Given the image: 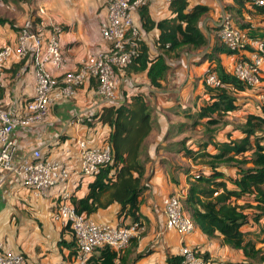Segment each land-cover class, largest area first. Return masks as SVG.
Listing matches in <instances>:
<instances>
[{
  "label": "crops",
  "instance_id": "crops-1",
  "mask_svg": "<svg viewBox=\"0 0 264 264\" xmlns=\"http://www.w3.org/2000/svg\"><path fill=\"white\" fill-rule=\"evenodd\" d=\"M2 1V0H1ZM102 0H4L1 4L0 46L13 44L19 26L26 19H32L36 26L48 27L50 23L59 24L63 31L59 36V46L64 66L60 69L47 66L53 75L65 70L76 69L80 60L97 49H106L107 44L99 36V23L105 16ZM188 7L206 4L210 11L200 17L199 29L208 39V44L200 50L181 48L178 57L165 59L169 65L160 86L149 85L145 71L119 72L118 97L129 103L136 93L143 96L149 106L152 104L150 130L145 138V148H141L140 159H145L146 193L141 197L139 212L145 217L135 247L128 246L126 264H169L168 258L176 257L182 244L195 247L209 264H228L242 261L239 250L222 243L215 234L206 237L197 228L188 234L180 235L172 229H165L162 213V198L170 193L185 196V176L181 167L188 166L190 160L177 152L178 134L189 123L190 111L205 98L202 80L207 62L202 58L208 52L216 36L215 27L219 16L224 13L223 6L231 0H187ZM151 21L169 18L172 14L166 0H144ZM138 7V6H137ZM131 11L132 21L139 31V37L147 47L149 58L157 55L155 41L158 30L155 27L144 30L138 8ZM39 22H38V21ZM37 21V22H36ZM39 24V25H38ZM243 53V52H242ZM220 60L228 68L234 55H221ZM21 68L17 82L12 75ZM33 93V72L29 59L12 61L2 70L0 87V106L6 108L12 100ZM201 100V101H199ZM245 107L248 99H243ZM97 94L96 84L86 80L75 88L71 96L60 94L54 97L46 118L33 126L15 130L12 137L16 142L14 160L39 149L42 156L60 165L77 169L78 139L87 140L90 145L105 142L110 128L106 124L85 118L98 113L107 106ZM150 107V106H149ZM188 127V126H187ZM233 135V134H232ZM219 138V136H218ZM185 141L187 140L184 137ZM171 142V143H170ZM176 142V143H175ZM186 143V142H185ZM178 156V157H174ZM174 160H182L174 163ZM191 167H194L190 164ZM89 176L71 175L66 188L75 197H82L87 191ZM59 187L51 189L45 196H37L21 187L13 177L0 185V243L7 249L21 253L27 264H71L72 237L70 231L52 220L50 211ZM119 205L112 202L99 208L90 217L99 223L127 224L128 218L116 217ZM130 243V242H129ZM140 254V257H136Z\"/></svg>",
  "mask_w": 264,
  "mask_h": 264
},
{
  "label": "trees",
  "instance_id": "trees-1",
  "mask_svg": "<svg viewBox=\"0 0 264 264\" xmlns=\"http://www.w3.org/2000/svg\"><path fill=\"white\" fill-rule=\"evenodd\" d=\"M137 8L142 28L147 30L155 27L159 32L155 41L158 53L149 58L148 49L138 33L137 55L129 64L116 68L115 72L119 75L120 71L123 74L145 71L149 85L159 87V80L169 67L165 62L167 57H178L183 47L200 50L207 46L208 39L199 29L198 21L210 11V7L200 3L188 7L187 0H170L168 8L172 15L158 21L149 19L145 3L142 2ZM223 10L233 26L264 41V28H251L254 25L242 23V19H264L260 7L253 5L250 0H231L230 4L223 6ZM5 21L0 18V24ZM220 54L234 55V60H237L242 52L228 50L219 43L217 36H213L209 51L202 56L207 62L206 70L214 72L221 85L209 87L202 80L205 98L194 111L187 114V125L193 129L203 123L204 137L194 147H187L184 138L177 143V152L190 161H198L199 165L195 162L193 166L197 168L190 165L181 167L186 184L185 196L181 199L182 207L194 228L206 237L217 234L223 244L240 251L242 261L228 264H264V251L246 238L243 231V226L250 220L258 222L264 217V102L257 111L246 113L239 129H232L237 130L238 135L233 136L230 131L218 138V130L214 127L223 123L222 118L227 113L243 108V99L246 98L238 97L237 94L249 90L255 91V96L262 95L264 98V84L253 88L243 85L232 75L234 62L225 68ZM88 80L96 84L93 78ZM149 116V106L139 93L131 96L129 103L122 101L107 105L92 116L110 128L105 142L110 146L112 159L110 164L89 176L92 180L87 184L84 196L70 194L69 202L77 214L90 217L99 208L116 202L119 205L116 217L128 218L129 223H137L140 227L146 221L139 212L142 193L147 189L140 154L142 141L150 130ZM65 228L70 231L67 225ZM71 237L74 255L76 249L72 233ZM136 240L137 237L130 239V247H135ZM127 254V249L115 251L103 246L90 255L86 264H126ZM140 256L136 255L137 258ZM201 256L206 258L204 254ZM167 262L179 264V256L168 258Z\"/></svg>",
  "mask_w": 264,
  "mask_h": 264
},
{
  "label": "built area",
  "instance_id": "built-area-1",
  "mask_svg": "<svg viewBox=\"0 0 264 264\" xmlns=\"http://www.w3.org/2000/svg\"><path fill=\"white\" fill-rule=\"evenodd\" d=\"M1 1V0H0ZM105 16L99 23V36L107 44L106 49H97L80 60L77 68L53 75L47 66L60 69L64 66L59 46L63 28L50 23L38 27L32 19H26L19 26L13 44L0 46V87L2 70L12 61L29 59L33 72V93L12 100L10 106H0V185L13 177L23 188L37 196H45L59 187L50 216L62 226H68L75 243V254L71 264H86L90 255L103 246L115 251L124 250L131 238L138 237L141 227L137 223H99L91 217L77 214L69 202L70 191L66 184L73 173L92 176L111 162L110 146L106 142L90 145L87 140L75 141L78 148L77 169L60 165L46 159L39 149L14 160L16 142L12 137L15 130H21L42 122L54 97L60 94L71 96L75 88L89 78L96 81V91L108 105L122 101L118 97L119 75L115 69L129 64L137 55L136 38L138 28L132 21L131 11L144 0H102ZM170 0H166V2ZM264 13V0H250ZM219 43L231 51L243 52L232 65V75L243 85L253 88L264 84V41L248 35L232 25L229 16L222 13L216 23ZM19 68L12 75L17 82L21 75ZM203 82L209 87L221 85L214 72L205 71ZM93 121L92 116L85 118ZM182 196L170 193L162 198V213L165 229H172L180 235L194 230L190 217L184 213ZM179 264H207L198 251L186 244L178 249ZM0 264H27L19 252L7 249L0 243Z\"/></svg>",
  "mask_w": 264,
  "mask_h": 264
},
{
  "label": "rangeland",
  "instance_id": "rangeland-1",
  "mask_svg": "<svg viewBox=\"0 0 264 264\" xmlns=\"http://www.w3.org/2000/svg\"><path fill=\"white\" fill-rule=\"evenodd\" d=\"M1 4H4V0L0 1V8L2 6ZM0 13H2V12H0ZM242 21H243L242 23L254 25L252 27L250 26L251 28H258V29L264 28V19L263 18L253 20V21H248L247 19H242ZM254 89H259V88H254ZM254 93H255V91L253 92V91L246 90L242 94H237L238 97H243V98L248 99V102L246 103L245 107L242 108L241 110L227 113L222 118L223 123L214 126L218 130L217 136H219V138H222L225 133L230 132V131L232 132L233 136L238 135L239 132L237 130L232 131V129H239L240 125H242L244 122V119H245L247 112H251V111L254 112V111H257L259 109L261 103L264 102V98H262V95L255 96ZM199 101H201V100H199ZM149 106H150L149 107V114L151 115L152 114L151 109L153 106H152L150 101H149ZM187 126H186V128H188V129H183V131L178 134L177 138H179V140H180V139H183L184 137H186L187 140H186L185 145L187 147H194L196 142L201 141L202 137H204L203 136V129H205V128L203 126V123H201L200 125H198V127L193 128V129L190 128L189 126L188 127ZM214 127L209 126L210 129L214 128ZM144 142L145 141H142L141 148L142 147L145 148ZM174 157H178V156H174ZM140 161L142 163H145V159H141ZM174 161H176L174 163H181V165H185V163L182 162V160H174ZM195 162L190 161L189 165L190 164L194 165V163L195 164L198 163V161H195ZM194 168H197V166L195 165ZM144 176H145V172H144ZM144 193H146V189L142 193V196ZM147 196H148V193H146L145 197H147ZM247 211L251 212V210H247ZM243 231L245 233L246 238L251 239L254 242L256 247H258L264 251V217H262L258 222H254V221L250 220L246 225L243 226ZM207 264H209V263L207 262Z\"/></svg>",
  "mask_w": 264,
  "mask_h": 264
}]
</instances>
